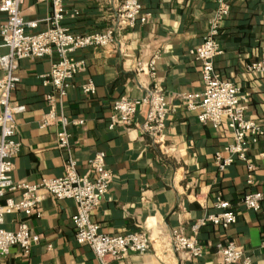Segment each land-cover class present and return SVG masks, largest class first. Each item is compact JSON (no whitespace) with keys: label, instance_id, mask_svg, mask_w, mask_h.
Listing matches in <instances>:
<instances>
[{"label":"crops","instance_id":"crops-1","mask_svg":"<svg viewBox=\"0 0 264 264\" xmlns=\"http://www.w3.org/2000/svg\"><path fill=\"white\" fill-rule=\"evenodd\" d=\"M123 0H69L64 25L72 32H100L114 25ZM143 12L150 14L146 23L130 30L115 31L111 48H84L76 57L86 67L72 79L65 98L58 99V110L70 120V149L58 147V124L42 127L48 110L46 95L53 92L43 77L50 72L56 53L42 59H22L17 71L19 82L11 94L21 151L14 158L13 180L36 183L45 177H60L70 157L77 160L80 173L87 172L88 160L97 152H106V163L113 182L92 218L102 231L122 235L145 230L153 246L146 253H131L122 261L106 264H224L219 244L232 241L242 247L252 264H264V205L255 212L240 203L249 191L264 193V143L249 145L248 156L258 166L255 185L247 183V167L238 161L220 171L216 153L232 142L224 122L220 129L198 120V110H190L181 95L203 90L201 63L190 49L201 44L210 28L217 0H142ZM222 24L219 42L223 48L215 68L225 80L238 84L249 95L247 118L264 131V72H249L247 67L264 58V0H238ZM73 11L79 12L74 16ZM22 14L28 21L39 20L33 30L46 28L43 21L51 15L49 2L26 0ZM7 15L0 11V27ZM1 40V31H0ZM3 53L8 48L2 49ZM156 61L153 79L149 72H137L138 62ZM3 69L0 66V78ZM93 80L96 94L82 91ZM157 84L171 106L166 120L165 138L156 143L140 129L145 108L138 111L134 123L120 122L113 128V104L120 96L140 98ZM1 111V105H0ZM1 134V133H0ZM19 200L21 191L7 193ZM228 200L237 213V222L229 227L211 223L202 227L198 245L202 255L184 258L164 248L157 250L160 236L181 229L187 236L191 225L210 213H219L217 200ZM40 214H5L3 227L16 230L20 222L40 236L38 244L26 255L19 247L10 248L2 264H101L92 248L76 241L73 199L46 195L39 204ZM243 264V263H241Z\"/></svg>","mask_w":264,"mask_h":264},{"label":"built area","instance_id":"built-area-1","mask_svg":"<svg viewBox=\"0 0 264 264\" xmlns=\"http://www.w3.org/2000/svg\"><path fill=\"white\" fill-rule=\"evenodd\" d=\"M26 0H0V11L7 15L1 25L0 66L3 75L0 78V264L10 253V248L17 246L26 255H30L32 247L38 244L40 236L31 233L27 222L22 221L16 230L3 227L5 214L23 212L26 215L40 214L39 204L46 195L57 199H73L76 203V213L73 216L76 241L92 248L101 264L108 260L122 261L131 253H146L153 246L152 236L145 230L131 231L122 235H112L101 230V226L92 218L103 202L113 182V174L106 163V152L99 151L88 160L87 172L80 173L77 160L70 157L65 163V173L60 177H45L36 183L15 182L14 158L21 151V141L17 138V123L14 108L11 103L12 91L19 82L17 71L22 59H42L56 53L57 59L52 62L50 72L43 77L46 85H51L53 92L46 95L48 110L42 118V127L59 125L57 145L70 149V123L84 124L83 120H70L62 110H58V99L65 98L72 85L74 76L86 67L85 60L76 57V52L84 48H111L115 42V31L130 30L138 23H146L150 14L143 12L142 0H123L118 9L114 25L100 32L78 34L64 25L68 14L66 3L69 0H39L49 2L51 15L43 21L46 28L33 30L39 26V20L28 21L22 14V5ZM238 0H217V9L210 21V28L200 45L191 48V55L201 63L203 90L200 93L181 95L185 106L190 110H198V120L202 124L211 123L220 129L225 122L228 126L232 142L216 153V165L220 171L241 161L247 167V183L255 185L258 166L248 156L249 145L261 140L264 143V131L255 121L247 118L249 95L242 92L238 84L223 79L216 71L215 63L223 53L219 35L223 23L228 18L232 5ZM73 15L79 12L73 11ZM8 48L3 53L2 49ZM248 71L264 72V58L248 65ZM137 72L148 71L155 79L156 61L138 62ZM96 85L89 80L82 86V91L88 96L96 94ZM145 108V119L140 124L146 134L156 143L165 138L166 120L171 106L168 97L155 84L148 89L145 96L131 98L120 96L113 104V116L110 128L116 123L130 126L138 111ZM264 155V152H263ZM21 191L19 200L7 197V193ZM240 203L247 210L259 211L264 205V193L259 190L246 192ZM219 213L207 214L191 225L193 234L189 237L181 229H173L165 236H160L156 244L157 250L167 246L171 252L180 253L184 258L202 255L198 245V234L202 227L211 223L221 227H229L237 222V213L233 205L225 199L216 202ZM264 246V238L262 240ZM219 252L224 264H252L251 258L245 254L242 247L232 241L219 244ZM72 264H84L73 262Z\"/></svg>","mask_w":264,"mask_h":264}]
</instances>
